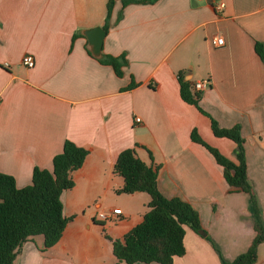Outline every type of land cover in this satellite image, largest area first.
Masks as SVG:
<instances>
[{"label":"crops","instance_id":"1","mask_svg":"<svg viewBox=\"0 0 264 264\" xmlns=\"http://www.w3.org/2000/svg\"><path fill=\"white\" fill-rule=\"evenodd\" d=\"M106 3L0 0V173L21 189L31 184L34 168L51 170L65 140L89 152L72 174L74 187L61 196L64 216L72 219L59 242L43 250V238L33 237L14 264H125L117 263L108 238L121 240L140 224L149 202L145 193H116L123 182L113 167L126 149L159 167L157 188L165 198L180 199L199 215L204 235L185 227V253L172 264L230 262L255 237L250 198L228 186L222 167L190 135L195 129L235 162L236 144L215 137L211 119L220 128H240L264 225V0L126 7L115 0L102 56H124L121 77L89 56L81 35L103 25ZM214 37L222 38L220 47L212 46ZM25 55L34 58L33 68L22 65ZM178 73L191 86L210 81L198 103L206 115L181 100ZM132 82L137 86L125 91ZM107 198L113 201L107 212L121 214L101 220ZM255 264H264V243Z\"/></svg>","mask_w":264,"mask_h":264},{"label":"trees","instance_id":"2","mask_svg":"<svg viewBox=\"0 0 264 264\" xmlns=\"http://www.w3.org/2000/svg\"><path fill=\"white\" fill-rule=\"evenodd\" d=\"M120 1L122 7H126L130 4L154 3L157 0ZM114 3L115 0H107L106 3L105 19L101 26L105 32L108 30ZM256 52L263 59L261 45L256 44ZM96 60L101 65L111 67L117 77L122 76V68L126 65L124 56L104 55ZM177 80L181 100L206 115L198 106L200 92L194 90L182 73H178ZM136 86L132 82L124 90ZM211 130L215 137L226 138L236 144L235 162L203 142L195 129L191 131V140L207 149L222 167L223 177L231 189L249 195L255 231L247 251L230 262L222 260V264H255L257 249L264 243V225L261 209L247 178L244 139L239 127L220 128L212 119ZM88 153L86 149L65 140L61 153L52 159L51 170L34 168L31 184L21 189L16 187L11 176L0 173V264H14L21 247L33 237L43 238V250L59 242L72 219L64 216L61 196L74 187L72 174L83 166ZM158 169V166L146 165L139 160L134 149L123 150L117 157L113 172L122 179L123 184L116 193H146L150 198L140 224L121 240L108 238L117 263L172 264L174 257H181L185 253L184 228L188 227L196 233L201 229L199 215L191 205L177 198L167 199L160 193L157 188Z\"/></svg>","mask_w":264,"mask_h":264},{"label":"built area","instance_id":"3","mask_svg":"<svg viewBox=\"0 0 264 264\" xmlns=\"http://www.w3.org/2000/svg\"><path fill=\"white\" fill-rule=\"evenodd\" d=\"M222 8H223V4L218 3L215 7V10L219 11ZM211 43L213 47H220L223 44V40L220 37H214L212 38ZM21 63L25 68L31 69L35 65V60L31 55H25L22 58ZM5 67H7V64H5ZM209 86H210L209 80H203V81H199L193 84L194 90L199 91V92L206 90ZM140 122L141 120L139 118H135V123L139 124ZM120 214H121L120 209H113L108 213H104V212L99 213L98 218L101 220H108L110 219L111 216H118Z\"/></svg>","mask_w":264,"mask_h":264},{"label":"water","instance_id":"4","mask_svg":"<svg viewBox=\"0 0 264 264\" xmlns=\"http://www.w3.org/2000/svg\"><path fill=\"white\" fill-rule=\"evenodd\" d=\"M81 35L86 39V49L95 59L102 58V45L106 32L100 27H94L81 31ZM198 234L204 235L202 230Z\"/></svg>","mask_w":264,"mask_h":264},{"label":"rangeland","instance_id":"5","mask_svg":"<svg viewBox=\"0 0 264 264\" xmlns=\"http://www.w3.org/2000/svg\"><path fill=\"white\" fill-rule=\"evenodd\" d=\"M144 196L147 197L148 201L150 200L149 196H148L146 193L144 194ZM112 205H113V201H112L111 199H108V198H107V200H106L105 203H104V206H105V207H103L102 209H100V210L98 211V213H102V212H104V213H108L107 210H106V207H109V206H112ZM36 237H38V238H42L41 236H36Z\"/></svg>","mask_w":264,"mask_h":264}]
</instances>
